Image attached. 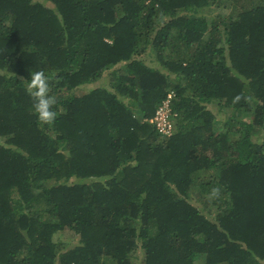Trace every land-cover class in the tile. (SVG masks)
Returning <instances> with one entry per match:
<instances>
[{"label":"trees","instance_id":"obj_1","mask_svg":"<svg viewBox=\"0 0 264 264\" xmlns=\"http://www.w3.org/2000/svg\"><path fill=\"white\" fill-rule=\"evenodd\" d=\"M263 128L264 0H0V264H264Z\"/></svg>","mask_w":264,"mask_h":264},{"label":"clouds","instance_id":"obj_2","mask_svg":"<svg viewBox=\"0 0 264 264\" xmlns=\"http://www.w3.org/2000/svg\"><path fill=\"white\" fill-rule=\"evenodd\" d=\"M49 80L50 76L43 70L34 71L30 74V79L26 84L28 94L33 99L34 112L42 124H51L57 118V112L53 107L56 104V99L49 94Z\"/></svg>","mask_w":264,"mask_h":264},{"label":"rangeland","instance_id":"obj_3","mask_svg":"<svg viewBox=\"0 0 264 264\" xmlns=\"http://www.w3.org/2000/svg\"><path fill=\"white\" fill-rule=\"evenodd\" d=\"M40 1H42V0H40ZM208 8L209 9L205 8L203 10V13L207 14V16H209V17L210 16H217L219 14L225 15L228 12V10L217 9V8H214L213 6L208 7ZM101 83L102 84L106 83V77L103 78V81H101ZM99 84H100V82L98 81L97 83H94V84L82 85V86L78 87L77 90L75 89L76 90L75 92H76V94L81 95V94L85 93L86 91H88L89 89L97 87ZM208 109L212 110L213 113H219L217 110L216 111L214 110V109H218L216 103L214 105H209ZM248 116H249V114L246 113V112H241L240 113V119L241 120H248L249 119ZM219 117L221 119L225 118L224 113L219 114ZM263 138H264V128L262 129V131L254 139L260 142V141H262ZM75 237L76 236H73V233L71 231L65 230L63 232L57 233L54 239L57 238L58 240L63 242L64 245H67V247H70L71 245L75 244V241L77 240V237L76 238Z\"/></svg>","mask_w":264,"mask_h":264},{"label":"built area","instance_id":"obj_4","mask_svg":"<svg viewBox=\"0 0 264 264\" xmlns=\"http://www.w3.org/2000/svg\"><path fill=\"white\" fill-rule=\"evenodd\" d=\"M172 93H169L167 99L157 109L155 116L150 120L154 124L157 131L162 135H170L172 132V123L169 120L170 106L169 101Z\"/></svg>","mask_w":264,"mask_h":264}]
</instances>
